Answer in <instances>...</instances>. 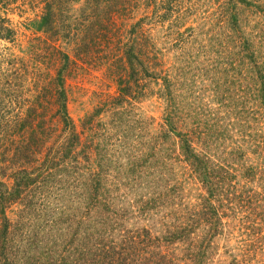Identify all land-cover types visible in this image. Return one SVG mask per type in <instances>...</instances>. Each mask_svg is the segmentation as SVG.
Returning a JSON list of instances; mask_svg holds the SVG:
<instances>
[{
	"label": "trees",
	"instance_id": "trees-1",
	"mask_svg": "<svg viewBox=\"0 0 264 264\" xmlns=\"http://www.w3.org/2000/svg\"><path fill=\"white\" fill-rule=\"evenodd\" d=\"M18 1L0 0V5L9 11ZM30 1L41 9L36 40L58 67L46 82L0 54V264H218V244L239 213H247L242 237L253 232V238L247 253L240 249L233 256L227 250L224 257L231 262L223 264H264L252 260L264 240L258 227L264 225V62L240 27L242 9H261V1L229 0L233 7L221 24L231 25L228 36L238 38L240 52L250 51L254 104L250 110L242 105L244 113L231 118L238 131L222 117L223 109L234 112L228 104L220 103L214 113L191 106L189 113L179 101L183 75L167 67L164 49L145 45L147 14L134 24L133 42L124 45L119 93L102 99L79 128L69 112L65 73H71L78 56L91 61L112 40L110 16L135 10L133 0ZM177 3L164 0L161 7L168 9L159 20L166 22ZM169 23L178 39L191 31L181 33L177 19ZM11 27L0 15L1 40H14ZM62 40L75 58L60 47ZM31 75L39 76L35 86ZM148 93L167 103L149 144L144 136L152 120L133 115L130 106L134 101L137 110ZM103 115L106 122L100 120ZM131 125L143 136L134 147L146 152L134 155V177L125 182L113 166L124 156ZM114 137L124 141L113 146ZM158 150L169 163L180 162L187 182L200 185L204 195L186 199L172 171L163 175L151 168L150 173L148 160ZM128 216L134 229L126 226Z\"/></svg>",
	"mask_w": 264,
	"mask_h": 264
},
{
	"label": "rangeland",
	"instance_id": "rangeland-1",
	"mask_svg": "<svg viewBox=\"0 0 264 264\" xmlns=\"http://www.w3.org/2000/svg\"><path fill=\"white\" fill-rule=\"evenodd\" d=\"M163 1L133 0L131 6L135 7V10L125 14L111 15L110 18L115 20V25L108 37H112V40L109 42L107 40L91 61L88 59L83 61L81 55L78 56L79 62L74 68H71V73L68 75L65 73L69 91V112L79 128L85 116L94 113L98 105L100 107L102 99L110 100L111 97L119 93L120 78L125 74L122 73L120 63L123 51L126 50L124 45L133 42L134 24L147 14L149 18L143 24L142 31V34L147 38L145 45L153 43L159 50L164 49L167 56V67H177L183 75V85L178 96L179 101L183 103L189 113L191 106L198 108L201 112L205 110L207 113H214L219 110L220 103L228 104L234 112L232 113L230 107L223 109L222 117L230 118L231 121H227V124L232 125V131H238L236 128L238 122L231 118H236V116L239 118L244 113L245 108H241L242 105L247 104L246 110L252 108L254 102L251 89L254 86V79L249 59H247L250 51L245 48L241 52L238 50L235 45L238 38L228 36L231 25L225 24L226 26L224 25L223 28L221 26L222 22H227L224 12H230L233 6L229 4V0H178L176 7L174 4L172 5L171 17L164 22L159 20V16L165 13L164 9H168L166 5L164 9L161 7ZM256 1H261L259 4L262 6L261 9H242L240 27L249 40V45L254 44L257 55L261 56L259 60L264 62V0ZM35 5L36 3L30 0H19L17 5L10 7L9 11H5L0 5L1 17L10 20L11 28L16 31L13 41L0 39V54L4 55L7 60L14 61L13 66L17 65L15 68L26 65L29 69L31 68L30 73H38L40 77L48 78L46 82H49L51 76L56 75L55 70L58 65L54 60V55L43 50L40 47V42L36 40V37L41 35L38 34L36 28V22L41 16V9ZM78 9L79 6H76L74 12ZM175 19L182 23L181 33L191 30L185 33L183 39L181 37L178 39L175 30L170 28L169 22ZM60 42V47L69 53L70 57L75 58L77 54H73V50L67 49L66 42L64 40ZM39 76L36 79L31 75L34 86L35 79L39 80ZM151 89L154 90L155 87H151ZM155 92H158V88ZM148 95L149 98L143 99L137 105V110H134V101L130 103L133 115L135 111L138 116L141 115L147 121L152 120L150 122L152 126L148 128L144 136L147 144L153 141V132L160 129L167 104L164 99H160L158 96H151L149 93ZM100 120L106 122L108 117L103 115ZM256 132V130H252L254 136L258 135ZM127 133V148L123 149L125 157L121 154L122 160L119 165L113 166L119 173L118 178L125 182L134 177V162H137L134 155L146 152L143 147L138 151L136 146L134 147V143L143 137L137 129L134 130V125H131ZM120 141L114 137L112 139L113 146L118 145ZM113 156L117 158V155ZM250 158L253 160L252 156ZM147 166L150 173L151 168L160 169V173L163 175L167 174L168 170L172 171L173 179L181 184L180 192L184 193L183 197L186 199L190 195L193 197L204 195L200 185L187 182L183 165L180 162L169 163L161 150H158L155 158L152 157L148 160ZM124 193L123 189L121 194ZM130 201L127 200L128 203L134 202ZM15 213L16 210L9 214L11 219H15ZM129 213L134 214V210L130 209ZM245 216L247 217V213H239L238 219L228 221L231 224L227 227L224 238L218 244L219 252L215 257L218 264H223L225 259L226 262H231L224 257L227 250L233 256L239 255L238 250L240 249L244 253L249 250L246 246L253 238V232H250L247 237H242V234L246 232L244 228L248 226ZM128 218L129 222L126 226L134 229V218L130 216ZM258 227L263 235L264 225L260 224ZM262 241L263 245L259 247L262 250L257 256L252 255V260L255 262L264 261V240Z\"/></svg>",
	"mask_w": 264,
	"mask_h": 264
}]
</instances>
